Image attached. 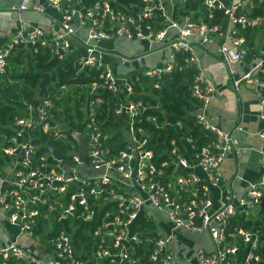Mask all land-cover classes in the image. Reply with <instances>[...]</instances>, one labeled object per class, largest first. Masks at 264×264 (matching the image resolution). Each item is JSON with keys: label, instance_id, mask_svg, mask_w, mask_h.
I'll return each mask as SVG.
<instances>
[{"label": "built area", "instance_id": "obj_1", "mask_svg": "<svg viewBox=\"0 0 264 264\" xmlns=\"http://www.w3.org/2000/svg\"><path fill=\"white\" fill-rule=\"evenodd\" d=\"M184 2L140 0L139 5H123L118 0H21L2 11L3 14L29 11L45 15L49 28L43 30L33 26L19 30L0 43V74L5 72L7 58L27 44L30 47L26 48V54L34 55L39 49H46L58 61L74 49H80L82 53L72 61L77 67L75 74L83 69L96 72V80L91 83L74 85L85 94L82 98L76 96L81 117L72 113L71 124L58 115L60 108L54 102L59 99L58 95L53 98L47 95L28 102L24 114L14 115L6 125L8 131L0 133V220L15 227L18 233L34 237L38 221L48 223L54 253L45 264H85L82 252L72 239L71 228L80 223L92 224L89 236L93 240V255L103 264H138L133 256L135 245L147 248L151 264H177L167 249L170 233L140 237L135 231L145 205L164 211L173 229L207 234L213 247L208 252L197 250L194 264H261L263 257L257 250L264 241L263 234L257 215H250L259 208V202L264 201V129L259 134L258 180L248 183L243 195H232L229 201L212 207L209 190L222 186L219 166L228 154H239L236 133L242 130L239 123L230 130H221L206 117L205 109L214 93L212 82L197 71L190 85V95L198 102V110L194 112L196 123L211 135L210 142L195 150L190 136L182 134L189 160L176 154L172 140V149L165 150L171 163L162 161L156 165L147 147L148 132L138 125L139 115L151 107L140 99H128L129 95H134L133 86L139 77L114 75L99 45L102 40L123 38L158 47L166 41L167 31L172 29L166 61L145 68L139 74L154 80L152 86L158 87L157 80L163 75L194 66L195 44L204 46L219 35L216 53L232 89L237 93L241 82L252 88L258 105L257 116L264 122V37L252 55L255 62L242 69L249 48L243 36H236L238 28L261 22V18L250 19L243 12L252 7L253 1L232 0L226 4L221 0H203L206 18L212 20L211 11L221 10L219 23L190 19L181 14V10L175 19L173 13L178 8L174 5ZM157 17L156 24L161 28L152 25L151 19ZM183 52L187 55L177 64L175 54ZM109 54L124 63H139L142 58V54ZM67 89V85L58 87L59 93ZM110 119L117 124L115 133L121 136L122 148L110 141L111 133L103 128ZM143 121L162 125L153 115L146 116ZM61 123L62 128L59 127ZM174 128L181 129V124L175 122ZM75 134L84 142L82 161L76 154ZM44 136L58 143L63 152L48 144ZM46 146L55 148L60 159L46 151ZM169 165L173 168L162 183L164 169ZM193 166L199 169L202 178L190 169ZM236 216L249 221V227H241L238 223L230 231L229 220ZM53 222L60 227L52 233ZM239 251H242L240 258L237 257ZM0 256L24 264H38L13 240L0 247Z\"/></svg>", "mask_w": 264, "mask_h": 264}, {"label": "crops", "instance_id": "obj_2", "mask_svg": "<svg viewBox=\"0 0 264 264\" xmlns=\"http://www.w3.org/2000/svg\"><path fill=\"white\" fill-rule=\"evenodd\" d=\"M20 1L21 0H0V43L7 41V39L19 30L22 31L33 26L43 30L49 28L48 20L45 15H38L29 11L10 12L9 14L2 13V11H6L9 5L17 4ZM231 1L232 0H221V2L226 4ZM235 1L239 3H248L249 1L262 2L264 0ZM47 12H49V15L51 14L50 11ZM263 28L264 27L260 26L259 33L255 36V40H257L255 44L257 47L260 45L259 40H261ZM83 35L84 33L81 32L80 36ZM172 35L173 30L169 29L167 31L166 41L158 47L145 41L126 40L123 38L102 40L99 42V45L103 51H105V58L110 63L114 75L140 77L139 74L143 69L161 65L166 61L170 53L168 45L171 43L169 40ZM219 42L220 36L217 35L209 44L204 46L195 44L194 52L196 60L193 67H195L197 71L202 72L214 86V93L205 109V115L221 130H230L238 123L241 125L242 130L236 133L239 154H228L219 166L222 186H220L219 189L209 190L208 198L211 206L214 208L221 202L229 201L232 195H234V197L243 195L247 184L254 183L258 180L260 174V155L258 153V148L261 144L259 134L262 133L264 129V122L260 121L257 116L258 105L252 88L246 83L241 82L237 93L232 89L227 72L217 57L216 48ZM81 53L82 51L80 49H74L65 56V61L63 63H72L73 59ZM109 53L125 55L142 54V58L139 63L134 61L124 63ZM159 55H162L160 61H158ZM253 62H255L253 57H245L242 62V69L250 66ZM240 72L241 71L238 70V73ZM137 83H139V81H137ZM48 84L45 87H47ZM140 87L142 89V85H140ZM144 93L149 94L148 92ZM38 96L39 95H36L35 92V97L38 98ZM197 110L196 104L194 112ZM59 113L61 114L60 110L58 115H60ZM110 121L114 127H117L114 120L110 119ZM118 137L119 140L117 144L121 147V136L119 135ZM184 149L187 152L185 147ZM190 169H192L198 177L202 178V173L197 167L193 166ZM259 209L264 210V208L260 206ZM263 216L264 214L262 212L257 213L258 219ZM140 219H145L153 225L154 230L152 236H161L167 233L171 234V240L167 249L177 264H194V254L197 250L201 249L208 252L213 247V243L207 234L194 233L183 229H173L166 219L165 212L149 205L143 207L138 220ZM48 225V223L43 221L42 234L45 235L46 239L41 241L38 236L34 237L28 234L18 233L15 227L8 225L1 219L0 247L5 246L8 241L13 240L19 248L33 256L38 264H45L46 260L53 257L54 253L53 246L49 241L50 227ZM73 226L74 227L71 228L72 230L77 227L75 224H73ZM46 234L48 235V239ZM75 243L77 244L75 247L79 248L82 252V258L85 264H103L102 260L95 258L93 255V240H91L88 246L90 248V254L84 252L86 245L85 241L82 242L81 240V242L76 241Z\"/></svg>", "mask_w": 264, "mask_h": 264}, {"label": "trees", "instance_id": "obj_3", "mask_svg": "<svg viewBox=\"0 0 264 264\" xmlns=\"http://www.w3.org/2000/svg\"><path fill=\"white\" fill-rule=\"evenodd\" d=\"M118 1L123 5L130 3L139 5L140 2V0ZM174 7L178 8L173 13L174 18L177 16L178 10H181V14L187 15L193 20L203 19L211 23H219L221 21V10L214 9L211 11L213 15L212 20L206 18V9L203 0H185L184 3L175 4ZM243 12L247 18H261L259 24H247L242 28H238L236 32V36L244 37V44L249 48V54L246 57L251 58L257 52V46L255 44L257 40H255V36L259 33V27H264V1H253L252 7ZM175 19H178V17ZM151 21L154 27H162L156 24L159 21V17L151 19ZM263 36L262 33L261 39H263ZM186 55L187 53L185 52L177 53L175 55L176 63L180 64ZM7 64L5 72L0 74V133H6L8 131L6 125L10 123L14 115L24 114L23 110L26 108L28 102L36 101L35 92L37 90V84L44 73L50 75L49 84L40 91L38 98L47 95L53 98L57 94L59 99L54 100L55 106L60 108L62 119L68 124L72 123L71 117L73 114L78 118L81 117V113L77 110L78 100H76V96L79 95L82 98L85 92L78 90L74 85L77 83L86 85L96 80V72L94 70L83 69L78 74H75L77 67L73 63H62L60 65V61L52 57L46 49H39L34 55L26 54L24 57L16 54L10 55L7 58ZM196 73L197 69L193 66L186 67L182 70L174 69L157 80L158 87L152 86L154 80L140 76L138 79L139 83H135L133 86L134 95L128 96V99H140L145 105L151 107L150 109L142 111L139 115L141 122L138 125L148 132L147 147L152 151L156 165H159L162 161L171 163V159L165 153V150L172 149V145L170 144L172 140L176 148V154H180L189 160V152H186L184 149L181 138L182 134L184 136H190L195 150L209 143L211 140V135L196 123L194 116V109L198 102L190 95V85ZM60 85H67V91L59 93L58 87ZM140 85H142V89ZM144 92H148L149 94H145ZM135 93L139 94L135 95ZM163 113L172 116L175 122H179L181 129L176 130L174 124H166ZM55 115H57L56 112ZM149 115H153L156 118V122L162 125L154 126L151 123H145L143 119ZM103 128L105 131L111 133L110 141L118 142L119 137L115 133V127H113L110 121L106 122ZM43 138H45L48 144L63 152V148L58 143L48 140L45 136ZM118 148L122 147L118 146ZM172 168L173 166L169 165L164 169V176L161 178L162 183H165L167 175ZM257 222L264 240V216L257 219ZM229 223L228 228L230 231L238 223L244 228L250 225L249 221L239 216L230 218ZM42 224L43 220H39L34 234L40 238L39 240L44 241L46 238L42 234ZM59 227L60 225L58 223L53 222L51 224L52 233ZM90 227H92L90 223H80L72 230L74 245H77L75 243L76 241H85L84 252L87 254H90V248L88 246L92 240L89 236ZM134 228L140 234V237L152 236L154 230L153 225L145 219L136 221ZM257 251L263 257L261 264H264V241ZM147 252L146 247L135 245L133 256L138 259V264H151L147 259ZM241 252L239 251L238 258L241 257ZM0 264L24 263L13 258L3 259L0 256Z\"/></svg>", "mask_w": 264, "mask_h": 264}, {"label": "water", "instance_id": "obj_4", "mask_svg": "<svg viewBox=\"0 0 264 264\" xmlns=\"http://www.w3.org/2000/svg\"><path fill=\"white\" fill-rule=\"evenodd\" d=\"M143 34H146V32H143ZM28 47H30L29 44L26 45V48H28ZM26 48L19 49V50L15 51L14 54L22 55L24 57L26 55ZM49 78L50 77H49L48 73H44L43 74L42 78L40 79V81L37 84L36 95H39L40 91L48 84ZM163 116L165 118V121L168 124H170V125L174 124L175 119L172 116H170V115H168L166 113H163ZM59 127L62 128L63 124L61 123L59 125ZM75 140L77 142V153L76 154H77L78 160L82 161L83 158H84V142H83L82 137L79 134H75ZM45 149L55 159H60L61 155L55 148H53L52 146H46ZM259 204H260V207L264 208V201H260ZM259 217H260V215H259ZM46 236H47V239H48V235L47 234H46Z\"/></svg>", "mask_w": 264, "mask_h": 264}, {"label": "rangeland", "instance_id": "obj_5", "mask_svg": "<svg viewBox=\"0 0 264 264\" xmlns=\"http://www.w3.org/2000/svg\"><path fill=\"white\" fill-rule=\"evenodd\" d=\"M158 61H160L161 60V58H162V55L160 56H158ZM65 60L63 59L62 61H60V65L64 62ZM259 212H262L263 214H264V210H261V209H259V208H255L254 210H253V212L251 213V215L250 216H253V215H257V213H259Z\"/></svg>", "mask_w": 264, "mask_h": 264}]
</instances>
